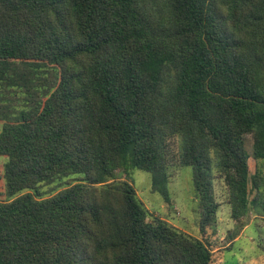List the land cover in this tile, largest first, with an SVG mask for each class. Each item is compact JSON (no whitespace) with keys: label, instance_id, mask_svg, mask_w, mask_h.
<instances>
[{"label":"trees","instance_id":"trees-1","mask_svg":"<svg viewBox=\"0 0 264 264\" xmlns=\"http://www.w3.org/2000/svg\"><path fill=\"white\" fill-rule=\"evenodd\" d=\"M247 139L264 160V0H0V264H212L116 173L169 202L190 168L203 233L216 173L239 231Z\"/></svg>","mask_w":264,"mask_h":264},{"label":"rangeland","instance_id":"rangeland-1","mask_svg":"<svg viewBox=\"0 0 264 264\" xmlns=\"http://www.w3.org/2000/svg\"><path fill=\"white\" fill-rule=\"evenodd\" d=\"M245 149L249 155L247 161L249 175L253 176L256 169L262 170L264 175V160L253 159L251 140L245 141ZM3 162L4 160L0 159V178ZM168 174L169 202H165L159 194L152 193L150 176L147 173L133 170L127 178L119 171L116 173V179L128 180L134 187L138 199L151 214L167 221L180 231L206 241L212 253V264H264V178L259 194L255 192L251 182L248 185V202H254V205L244 219L245 227L238 231L231 218L227 189L223 180L214 173L213 197L218 204L216 219L214 225L206 228L203 233L199 226V201L192 184L191 169L171 167ZM1 180L0 202H4L6 198ZM72 182L67 180L66 184ZM65 186L62 185L51 193L48 192L53 187L42 188V191L46 192L44 197L61 191Z\"/></svg>","mask_w":264,"mask_h":264}]
</instances>
